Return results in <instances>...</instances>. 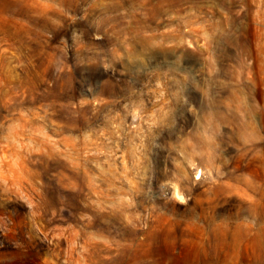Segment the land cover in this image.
I'll list each match as a JSON object with an SVG mask.
<instances>
[{"label": "rangeland", "instance_id": "obj_1", "mask_svg": "<svg viewBox=\"0 0 264 264\" xmlns=\"http://www.w3.org/2000/svg\"><path fill=\"white\" fill-rule=\"evenodd\" d=\"M0 264H264V0H0Z\"/></svg>", "mask_w": 264, "mask_h": 264}]
</instances>
